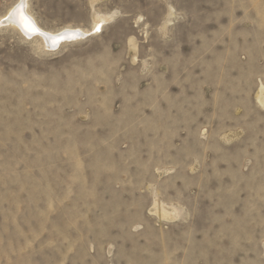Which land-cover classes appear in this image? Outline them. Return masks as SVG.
<instances>
[{"label": "rangeland", "instance_id": "obj_1", "mask_svg": "<svg viewBox=\"0 0 264 264\" xmlns=\"http://www.w3.org/2000/svg\"><path fill=\"white\" fill-rule=\"evenodd\" d=\"M18 1L0 264H264V0H27L82 30L54 49L5 22Z\"/></svg>", "mask_w": 264, "mask_h": 264}, {"label": "bare ground", "instance_id": "obj_2", "mask_svg": "<svg viewBox=\"0 0 264 264\" xmlns=\"http://www.w3.org/2000/svg\"><path fill=\"white\" fill-rule=\"evenodd\" d=\"M21 3V0H19L7 13V15L5 16L4 20L6 23H8V25H11L14 28H17L19 31H21L24 35H26L27 37H31V38H41L42 41L51 49H54L56 47H58L59 45H61L63 43L64 40H68V39H72V38H77L79 39L80 36L83 34L82 30L80 29H75L73 27H65L61 30L58 31H49L47 29H45L36 19L35 17L29 12L28 7H27V0H25V10L27 12V14L32 17L36 23V25L40 28L39 32H33V33H28L26 32L21 24H20V18H19V13L17 11V9L19 8V5ZM80 31V32H79ZM64 33H79L78 35H70L69 37L72 38H67L64 40L59 41L58 43H56L55 45H53L52 42V38L59 35V34H64ZM44 44V45H45ZM258 99L263 103L264 102V88L262 87L260 90V93H258Z\"/></svg>", "mask_w": 264, "mask_h": 264}, {"label": "snow or ice", "instance_id": "obj_3", "mask_svg": "<svg viewBox=\"0 0 264 264\" xmlns=\"http://www.w3.org/2000/svg\"><path fill=\"white\" fill-rule=\"evenodd\" d=\"M19 13V18H20V24L22 28L28 32V33H33V32H39L40 28L36 25L34 19L30 17L26 10H25V0H21V3L19 5V8L17 9ZM99 27L96 28V31H99ZM79 33H64V34H59L55 37L52 38L53 45L58 43L61 40L67 39L70 35H78Z\"/></svg>", "mask_w": 264, "mask_h": 264}, {"label": "water", "instance_id": "obj_4", "mask_svg": "<svg viewBox=\"0 0 264 264\" xmlns=\"http://www.w3.org/2000/svg\"><path fill=\"white\" fill-rule=\"evenodd\" d=\"M68 38H72V37H68Z\"/></svg>", "mask_w": 264, "mask_h": 264}]
</instances>
